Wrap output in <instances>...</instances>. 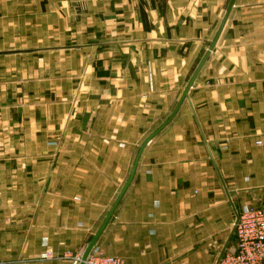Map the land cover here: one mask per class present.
Wrapping results in <instances>:
<instances>
[{
  "label": "crops",
  "instance_id": "obj_1",
  "mask_svg": "<svg viewBox=\"0 0 264 264\" xmlns=\"http://www.w3.org/2000/svg\"><path fill=\"white\" fill-rule=\"evenodd\" d=\"M231 1L0 0V264L82 256ZM54 56L80 63L69 101L56 97L68 87L54 96ZM245 206L264 209V0H236L96 248L125 264H216Z\"/></svg>",
  "mask_w": 264,
  "mask_h": 264
},
{
  "label": "built area",
  "instance_id": "obj_2",
  "mask_svg": "<svg viewBox=\"0 0 264 264\" xmlns=\"http://www.w3.org/2000/svg\"><path fill=\"white\" fill-rule=\"evenodd\" d=\"M235 252H224L216 264H264V209L245 206L237 214L233 225ZM74 264L81 255H69ZM85 264H125L119 257L106 255L95 248Z\"/></svg>",
  "mask_w": 264,
  "mask_h": 264
},
{
  "label": "water",
  "instance_id": "obj_3",
  "mask_svg": "<svg viewBox=\"0 0 264 264\" xmlns=\"http://www.w3.org/2000/svg\"><path fill=\"white\" fill-rule=\"evenodd\" d=\"M236 0H232L230 3V6L227 10V13L225 15L224 21L215 37V39L213 40L211 47L209 48L208 52L206 53V55L204 56L203 60L201 61L200 65L198 66L196 72L194 73V75L192 76L179 104L177 105V107L175 108L173 114L170 116V118L156 131L154 132L140 147L139 152L137 154V157L135 159L134 162V166L131 172V175L128 179V181L126 182L123 190L121 191L117 201L115 202L114 206L112 207V209L110 210V212L108 213L107 217L105 218L104 222L102 223V225L100 226L99 230L97 231V233L94 235V237L92 238L91 242L86 246L82 257H81V262L79 264H85L86 261L88 260V258L90 257V255L93 253V251L96 248V245L100 239V237L102 236L103 232L105 231L107 225L109 224L110 220L112 219L120 201L122 200L124 194L126 193L128 187L130 186V184L132 183V180L134 179L139 161L141 159V156L143 154L144 149L146 148V146L166 127L168 126L171 121L174 119V117L176 116L177 112L179 111L180 107L182 106L183 102L185 101L186 98H188V94L190 89L192 88L193 84L195 83L196 79L198 78L201 70L203 69L206 61L208 60L210 54L212 53V51L214 50V48L216 47L218 40L220 38V35L222 33V30L226 24V21L230 15L231 10L233 9L234 5H235Z\"/></svg>",
  "mask_w": 264,
  "mask_h": 264
},
{
  "label": "rangeland",
  "instance_id": "obj_4",
  "mask_svg": "<svg viewBox=\"0 0 264 264\" xmlns=\"http://www.w3.org/2000/svg\"><path fill=\"white\" fill-rule=\"evenodd\" d=\"M63 43L65 44V42L63 41H56V42H53L52 45H56V46H61L63 45ZM45 42H34V45H37V46H42L44 45ZM21 45L20 47H24L25 45V42H21ZM48 60V58H47ZM52 60L54 62V64L56 65H59V67H54V72H58L59 75H62V80H63V88L59 85H56L54 83V96L56 95V92H59L60 89L61 91L65 92L66 93V87L69 88L68 90V96L67 93L66 95H59V96H56V97H63V99L66 101H69V97H70V100L73 99V96L75 94V91L73 90V86L75 85V81L77 80V78H79L80 76V73H81V66H80V63L78 65L77 61H76V58L75 57H72V58H69V57H57V56H54L52 57ZM66 69V70H65ZM81 69V70H79ZM78 70V71H77ZM67 76L69 77L67 79ZM56 85V86H55ZM207 86H210V83L207 82L206 83ZM145 138H138L137 139V142H141L143 141ZM71 255V254H69ZM73 256V255H71ZM74 264V262H73Z\"/></svg>",
  "mask_w": 264,
  "mask_h": 264
}]
</instances>
